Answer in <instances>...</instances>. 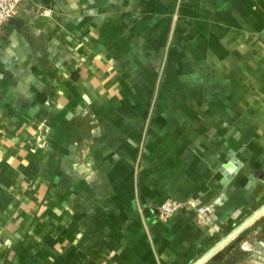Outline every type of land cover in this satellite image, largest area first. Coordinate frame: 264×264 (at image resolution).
Wrapping results in <instances>:
<instances>
[{
  "label": "crops",
  "instance_id": "0c3cea01",
  "mask_svg": "<svg viewBox=\"0 0 264 264\" xmlns=\"http://www.w3.org/2000/svg\"><path fill=\"white\" fill-rule=\"evenodd\" d=\"M14 18L0 264H195L245 222L223 264H264V0H24ZM172 198L198 207L163 221Z\"/></svg>",
  "mask_w": 264,
  "mask_h": 264
},
{
  "label": "built area",
  "instance_id": "2783aa9c",
  "mask_svg": "<svg viewBox=\"0 0 264 264\" xmlns=\"http://www.w3.org/2000/svg\"><path fill=\"white\" fill-rule=\"evenodd\" d=\"M24 0H0V28L7 22L9 19L14 18L19 15L22 10ZM196 208L198 207L194 201H179L177 199H166L158 207L159 218L163 221L169 219L171 215L175 212L186 209V208ZM214 207L208 205L199 209L197 217L199 218V225L205 226L210 225V230L215 229L217 217L215 216Z\"/></svg>",
  "mask_w": 264,
  "mask_h": 264
},
{
  "label": "rangeland",
  "instance_id": "374dc122",
  "mask_svg": "<svg viewBox=\"0 0 264 264\" xmlns=\"http://www.w3.org/2000/svg\"><path fill=\"white\" fill-rule=\"evenodd\" d=\"M228 230L223 231L221 233L222 235H220V237L217 238L216 240H222V239L226 238L231 233V231H233L231 229H230V231H228ZM233 243H236V242H233V239L230 238L222 247H220L217 251H215L212 254L213 258H214L213 259L214 262H212V264H223L224 261H226L224 259H227V258H229L232 255V251H233V248H232L233 246L232 245H233ZM208 245L209 246H207L206 248L209 249L212 246H214L215 243H209Z\"/></svg>",
  "mask_w": 264,
  "mask_h": 264
},
{
  "label": "water",
  "instance_id": "95a60500",
  "mask_svg": "<svg viewBox=\"0 0 264 264\" xmlns=\"http://www.w3.org/2000/svg\"><path fill=\"white\" fill-rule=\"evenodd\" d=\"M9 21L14 23L15 25H18V24L21 23V20L17 19V18L16 19L15 18H11V19H9ZM262 208L264 209V207H262ZM244 224H246V222ZM244 224H242L241 226L237 227L235 230L231 231V233L226 238H224V239L220 240L218 243H216L211 249H209L204 255H202L198 259L197 263H195V264H200L205 259H207L209 256H211L215 251H217L221 246H223L230 238H232L233 235L244 226Z\"/></svg>",
  "mask_w": 264,
  "mask_h": 264
}]
</instances>
